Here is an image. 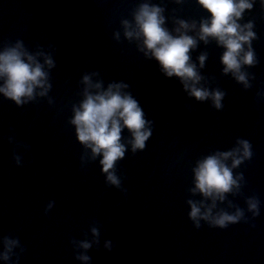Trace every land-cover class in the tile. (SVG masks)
Segmentation results:
<instances>
[{"label": "clouds", "instance_id": "clouds-1", "mask_svg": "<svg viewBox=\"0 0 264 264\" xmlns=\"http://www.w3.org/2000/svg\"><path fill=\"white\" fill-rule=\"evenodd\" d=\"M176 4L184 0H174ZM207 12V16L197 19L171 17L172 28L167 26L169 17L166 7L152 0H140L132 9L129 18L120 20V29L113 33V39L121 42V36L130 44L134 43L138 52L148 60H154L161 74L168 79L175 78L190 99L210 103L220 111L226 92L219 87H211L215 77L209 79L202 75L208 59L206 51L200 52L194 61L191 53L201 43L205 46L215 43L223 49L220 55L221 74L231 76L235 82L248 90L252 87L254 75L247 68L258 64L253 41L257 40L255 23L244 20L246 12H251L256 0H196ZM264 7V0H260ZM56 47L48 44L47 50L37 44L35 50H29L22 40L15 43L5 42L0 46V96L11 101L17 107L47 99L54 103L49 95L52 90L51 71L56 68L54 59ZM42 58V62H41ZM93 78H96L95 80ZM80 84L83 86L78 103L72 104V116L68 123L75 129L78 143L83 147L81 165L99 158L101 173L105 183L111 187L122 188L121 176L117 174V164L130 150L132 154L146 148V142L152 136L153 121L146 114L139 101L129 91L130 86L123 81H112L105 86L99 72H86ZM264 99V92L257 93V102ZM125 129L128 136L124 137ZM8 142H14L9 136ZM16 147L28 150L27 144L17 143ZM253 157L252 144L244 138H237L228 150H216L195 161L191 169L192 186L188 188V219L195 229L203 224L209 228L227 229L239 223L249 224L260 215V199L255 195L245 198L246 208L228 200V196L242 195L246 183L243 172H235ZM13 161L22 166V157L13 150ZM200 197L196 199L195 197ZM55 201H49L44 211L47 214ZM226 207H220V205ZM230 209V210H229ZM250 213L251 215H247ZM111 222V221H109ZM91 239L70 243L75 250V259L81 264H90L88 254L95 246L100 247L101 231L94 222L89 229ZM0 259L10 261L13 256L19 260L25 251L19 238L11 235L0 237ZM103 247L112 251L115 243L105 240ZM19 249V252L15 250Z\"/></svg>", "mask_w": 264, "mask_h": 264}]
</instances>
